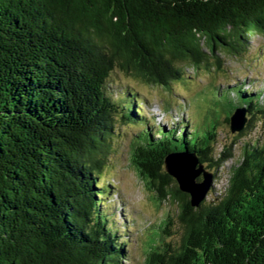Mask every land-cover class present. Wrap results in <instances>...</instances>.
I'll use <instances>...</instances> for the list:
<instances>
[{
  "label": "trees",
  "instance_id": "1",
  "mask_svg": "<svg viewBox=\"0 0 264 264\" xmlns=\"http://www.w3.org/2000/svg\"><path fill=\"white\" fill-rule=\"evenodd\" d=\"M254 33L264 36V0H0V264H123L129 232L100 178L118 123L137 130L130 161L147 190L179 207L181 244L152 243L144 264H264V134L243 146L224 191L212 184L191 207L165 157L192 153L214 178L233 145L215 152L214 121L152 131L138 95L108 83L117 68L170 89L187 66L220 69L216 51L240 55ZM234 89L226 123L243 109L235 134L250 135L264 102Z\"/></svg>",
  "mask_w": 264,
  "mask_h": 264
},
{
  "label": "rangeland",
  "instance_id": "2",
  "mask_svg": "<svg viewBox=\"0 0 264 264\" xmlns=\"http://www.w3.org/2000/svg\"><path fill=\"white\" fill-rule=\"evenodd\" d=\"M215 54L219 58L220 69L196 70L187 66L182 79L173 82L170 89L149 86L117 68L111 73L108 83L113 91L128 88L138 95L144 102V116L153 122L150 123L154 126L152 131L157 130L155 127L158 126L165 130L172 126L176 128V123L181 121L188 122L189 127L202 133L206 126L212 125L213 121L216 123L215 140L213 143L210 141L215 152L233 145V158L217 170L212 180L215 193L219 195L227 185L230 166L242 158L243 146L258 134H264V125L258 124V131L238 137L230 132L229 124L226 123V102L228 99L234 100L235 95L232 89L240 87L253 94L260 92V101L264 102V36L260 33L249 36L240 55L222 50ZM209 61L213 62L212 59ZM226 89L229 91L228 96ZM224 90L226 92L221 95ZM216 103L225 107V111ZM116 129L112 152L100 178L102 183L111 187L106 201L116 226L121 228L119 230L129 232L123 234L128 241L127 257L122 263L144 264L152 243H170L171 247L181 244L183 229L179 221V207L169 199L156 202V195L147 190L131 164L130 157L137 130L122 123H118ZM205 168L212 172V168ZM213 195L209 194L206 200H210ZM158 225L159 229L156 227ZM158 231L167 235L155 238Z\"/></svg>",
  "mask_w": 264,
  "mask_h": 264
},
{
  "label": "water",
  "instance_id": "3",
  "mask_svg": "<svg viewBox=\"0 0 264 264\" xmlns=\"http://www.w3.org/2000/svg\"><path fill=\"white\" fill-rule=\"evenodd\" d=\"M245 122V110L236 109L230 117L231 133L241 131ZM164 161L165 171L175 179L179 191L189 195L191 207H198L212 186V174L203 169L192 153H170Z\"/></svg>",
  "mask_w": 264,
  "mask_h": 264
}]
</instances>
